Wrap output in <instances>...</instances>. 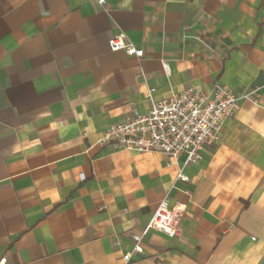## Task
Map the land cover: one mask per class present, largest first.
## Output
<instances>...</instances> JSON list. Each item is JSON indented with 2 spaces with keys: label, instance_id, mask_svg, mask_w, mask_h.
Returning a JSON list of instances; mask_svg holds the SVG:
<instances>
[{
  "label": "crops",
  "instance_id": "obj_1",
  "mask_svg": "<svg viewBox=\"0 0 264 264\" xmlns=\"http://www.w3.org/2000/svg\"><path fill=\"white\" fill-rule=\"evenodd\" d=\"M215 84L237 108L187 182L184 156L97 144L149 90ZM166 195L176 234L127 264H264V0H0V262L122 264Z\"/></svg>",
  "mask_w": 264,
  "mask_h": 264
},
{
  "label": "built area",
  "instance_id": "obj_2",
  "mask_svg": "<svg viewBox=\"0 0 264 264\" xmlns=\"http://www.w3.org/2000/svg\"><path fill=\"white\" fill-rule=\"evenodd\" d=\"M103 6L105 0H95ZM111 52H123L137 59L143 57V50L134 46L125 34L118 33L108 40ZM152 90L147 92L150 107L145 114H136L129 120L106 128L97 140L98 145H110L137 154L159 153L176 163L184 156L182 168L176 179L187 182L182 169L197 163L206 146L219 142L224 121L232 117L237 108V97L224 85L215 84L209 94L195 87L158 101L151 99ZM81 180L84 177L81 176ZM180 209L169 206L168 196L158 203L149 222L139 235H132L130 252L122 256L127 264L134 254H142L143 237L156 235L170 240L176 234L175 222ZM0 264H4L1 260Z\"/></svg>",
  "mask_w": 264,
  "mask_h": 264
}]
</instances>
